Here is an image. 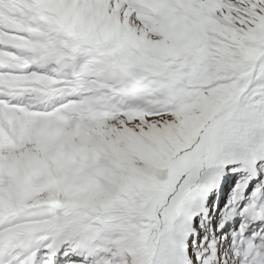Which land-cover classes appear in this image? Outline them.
Instances as JSON below:
<instances>
[{
    "label": "snow or ice",
    "instance_id": "snow-or-ice-1",
    "mask_svg": "<svg viewBox=\"0 0 264 264\" xmlns=\"http://www.w3.org/2000/svg\"><path fill=\"white\" fill-rule=\"evenodd\" d=\"M0 264H264V0H0Z\"/></svg>",
    "mask_w": 264,
    "mask_h": 264
},
{
    "label": "rangeland",
    "instance_id": "rangeland-1",
    "mask_svg": "<svg viewBox=\"0 0 264 264\" xmlns=\"http://www.w3.org/2000/svg\"><path fill=\"white\" fill-rule=\"evenodd\" d=\"M224 199H225V200L227 199V194H225Z\"/></svg>",
    "mask_w": 264,
    "mask_h": 264
}]
</instances>
